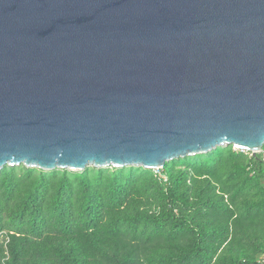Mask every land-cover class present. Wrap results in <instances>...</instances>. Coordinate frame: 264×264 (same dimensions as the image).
I'll return each instance as SVG.
<instances>
[{
	"label": "water",
	"instance_id": "water-1",
	"mask_svg": "<svg viewBox=\"0 0 264 264\" xmlns=\"http://www.w3.org/2000/svg\"><path fill=\"white\" fill-rule=\"evenodd\" d=\"M264 150V0H0V171Z\"/></svg>",
	"mask_w": 264,
	"mask_h": 264
},
{
	"label": "trees",
	"instance_id": "trees-1",
	"mask_svg": "<svg viewBox=\"0 0 264 264\" xmlns=\"http://www.w3.org/2000/svg\"><path fill=\"white\" fill-rule=\"evenodd\" d=\"M0 264H264L263 154L0 171Z\"/></svg>",
	"mask_w": 264,
	"mask_h": 264
},
{
	"label": "built area",
	"instance_id": "built-area-1",
	"mask_svg": "<svg viewBox=\"0 0 264 264\" xmlns=\"http://www.w3.org/2000/svg\"><path fill=\"white\" fill-rule=\"evenodd\" d=\"M260 154H263V159H264V150H263L262 153H260ZM158 170H160V169H158Z\"/></svg>",
	"mask_w": 264,
	"mask_h": 264
}]
</instances>
